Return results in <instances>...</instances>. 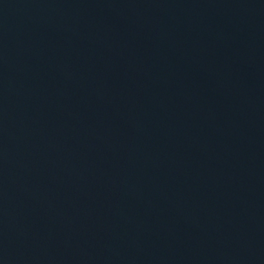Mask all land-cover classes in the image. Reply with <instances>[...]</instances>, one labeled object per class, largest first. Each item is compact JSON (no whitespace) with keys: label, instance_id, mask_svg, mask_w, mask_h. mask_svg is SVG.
Returning <instances> with one entry per match:
<instances>
[{"label":"water","instance_id":"1","mask_svg":"<svg viewBox=\"0 0 264 264\" xmlns=\"http://www.w3.org/2000/svg\"><path fill=\"white\" fill-rule=\"evenodd\" d=\"M0 264H264V0H0Z\"/></svg>","mask_w":264,"mask_h":264}]
</instances>
